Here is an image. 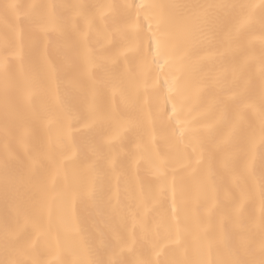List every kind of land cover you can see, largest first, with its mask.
<instances>
[{"label": "snow or ice", "instance_id": "6c2138e0", "mask_svg": "<svg viewBox=\"0 0 264 264\" xmlns=\"http://www.w3.org/2000/svg\"><path fill=\"white\" fill-rule=\"evenodd\" d=\"M20 5L5 3L3 5L6 27L0 36V71L7 82L9 73L17 62L23 65L21 56L22 44L15 23L9 24V17L19 19ZM55 5H28L20 25H31L34 17H39L41 31L56 28L62 35L77 34L82 43L86 44V33L81 28L80 21L90 23L91 15L86 5L66 6L72 12L62 20L57 17ZM100 9L99 15L108 19L105 11L117 9L112 15V26L115 34L122 41L114 42V47L123 50L112 58L113 73L108 77L112 84L113 97L117 91L124 97L125 93L136 92L137 118L120 117L109 106L103 88L105 80H93L92 89L84 97L87 107V119L95 121L99 117L113 129V134L107 136L100 144L93 147L92 155H87L80 161L82 179L75 185L58 188L59 165L50 159V169L45 174H38L31 186L32 207L36 220L34 229L37 235L44 232L43 217L50 219L58 217L63 222H80V227L73 226L74 239L78 247L74 250L71 261L58 260L57 264H264V56L261 57L260 77L261 88L258 102L252 98L248 82L244 79L248 60H235L231 67L233 89L228 101L214 98L207 106L198 103L206 89L222 86L228 78V72L202 75V53L215 52L218 46L227 41L235 45L241 52L240 42L247 25L252 19L257 5L252 3H126L123 5L92 6ZM259 11L264 17V0H261ZM129 35L131 39H128ZM120 57L125 62L134 63L137 60L136 71L125 73L120 70ZM28 77L36 78L42 73L55 75L57 69L48 60V50H37L29 55ZM250 59V58H249ZM85 72L90 75L92 60L85 56ZM172 69H175L173 71ZM161 77L163 81L161 82ZM91 78V76H90ZM144 85L145 93L150 84L157 94L156 104L148 117L152 121L170 129V135L163 137L165 143L172 140L185 144V156L177 169L168 156L154 149L148 160L150 168L161 184V195L167 197L168 177L172 176L173 215L170 218L156 219L152 206L155 195H146L143 189L134 191L127 181L114 187L111 176L117 168L127 174L130 165L125 159L113 152V141H119L124 148L128 136H121L125 130L131 131L133 126L143 124V108L139 104L140 85ZM194 101L197 103L194 106ZM169 106H171L169 108ZM200 111L199 116L193 113ZM258 114L259 124L245 122L246 112ZM67 118L74 117L73 110H67ZM201 125L206 132L201 130ZM155 140V136L152 137ZM261 168L260 198L261 222L259 241L250 236L247 240L233 242L227 230V223L235 222L239 212L236 204L221 217V228L215 238L207 235H192L187 228L181 230L177 222L173 232L172 221L176 220L177 196H183L186 179H191L198 189L211 188L216 190L224 186L227 178L243 173L250 178L255 177V162L257 148ZM191 151L188 152L187 149ZM8 149L6 146V153ZM47 155L46 153L44 154ZM28 161L38 170L40 156L28 154ZM134 162V161H133ZM203 171V175L200 173ZM186 174V175H185ZM9 177L7 160L5 161L4 196L7 204L9 198ZM126 196L130 203L127 211L133 216L140 228L141 239L129 237L120 228L113 226L112 219L119 217L121 223L120 200ZM83 206V207H82ZM83 211L84 215H81ZM212 208L209 209V212ZM93 223L97 226L99 242L95 237L86 238L84 225ZM163 229V234H162ZM49 246L61 248V241L52 236L48 230ZM134 243H139L141 255L134 261L126 259L127 254L135 251ZM175 245L181 252V257L172 260H161L160 257L169 245ZM35 252L33 243L14 233L11 241L7 235L5 240V259L0 264H47L39 259H20L21 256H31ZM258 257V258H257Z\"/></svg>", "mask_w": 264, "mask_h": 264}, {"label": "bare ground", "instance_id": "6f19581e", "mask_svg": "<svg viewBox=\"0 0 264 264\" xmlns=\"http://www.w3.org/2000/svg\"><path fill=\"white\" fill-rule=\"evenodd\" d=\"M155 4H181V3H252L257 9L247 25L245 34L240 42L241 52L236 51L235 45H229L227 41L221 43L215 52L202 53V75L215 74L221 71L228 72V78L222 86H213L206 89L199 104L207 106L214 98L228 101L233 89L231 67L235 60H248L245 68L244 79L252 93V98L258 102L261 88V57L264 56V17L261 16L259 5L261 0H135V3ZM15 3L20 5L19 19L28 10V5H55L54 11L61 20L67 17L72 10L66 6L86 5L91 19L89 24L80 21L81 28L86 33V44L82 43L79 35H62L56 28H49L45 33L41 31L39 17H34V22L29 25H20L19 19L9 17L8 23H15L21 41V56L23 65L17 62L9 73L7 82L0 71V260L5 259L6 235L11 241L14 233L33 243L35 252L31 256H21L20 259H39L47 264H57L58 260L71 261L73 252L78 247V241L74 239L73 226L79 228L80 222L75 225L61 221L58 217H43L44 232L37 235L34 229L36 220L35 210L32 207L31 186L38 174L49 171L50 159L58 165V188L75 185L82 179L80 161L85 155L91 156L95 145L100 144L107 136L113 134V129L108 123L99 117L95 121L87 119V107L83 102L84 97L90 93L93 80H105L103 93L109 102V106L123 118H137L136 92L125 93L122 97L117 91L113 97L112 84L108 77L113 73L112 58L123 49L114 47V42L122 41L115 34L112 26V15L117 9L105 11L108 19L100 17V9L92 6L98 5H123L133 3V0H0V36L3 35L6 23L4 19L3 5ZM128 39H131L129 35ZM48 50V60L57 69L55 75L49 76L42 73L39 77L29 78V55H34L37 50ZM85 56L92 60L90 75L85 72ZM250 58V59H249ZM120 70L125 73L136 71L137 60L134 63L125 62L120 57ZM175 71V69H172ZM91 76V78H90ZM163 77H161V82ZM139 104L143 108V124L133 126L131 131L125 130L121 136H128L124 148L121 149L119 141H113V152L125 159L130 165L127 174L117 168L111 176V182L115 187L128 182L134 191L143 189L146 195H155L156 201L152 205L155 211L152 213L156 219L170 218L173 213L172 176L168 177L167 197L161 195V184L157 176L148 164L154 149L173 161L177 169L185 156V144L175 140L165 143L163 137L170 135V129L163 127L159 121H152L148 114L153 111L157 94L150 84L145 93L144 85H140ZM197 101H194V106ZM171 106H169L170 108ZM71 108L74 113L72 119L67 118V110ZM202 109L194 112L199 116ZM246 123L259 124L258 114L248 111L245 115ZM201 130L206 132L203 125ZM155 136V140H153ZM7 146V153H6ZM191 151L190 148L187 149ZM47 154L46 156L44 154ZM28 154L40 156L38 170L33 168L27 159ZM7 160V172L9 177V198L7 204L4 196L5 161ZM134 161V162H133ZM186 175V174H185ZM203 175V171L200 173ZM261 168L259 160V147L255 162V177L250 178L246 174H239L235 184L232 178H227L224 186L216 190L211 188L198 189L193 180L186 179L183 187V196H177L178 203L175 213L176 220L172 221L173 232L177 222L181 230L187 228L192 234L207 235L215 238L221 228V217L226 211H230L236 204L239 212L235 222L227 223V230L233 242L247 240L250 236L259 241L261 222V198H260ZM130 200L122 196L120 200L121 215L112 219L113 226L120 228L129 237L135 236L141 239L140 228L133 216L127 211ZM83 207V206H82ZM212 211L209 212V209ZM81 215H84L81 211ZM86 238L95 237L99 242L97 226L91 222L84 225ZM50 230L53 237L60 239L61 248L54 249L49 246L45 233ZM163 234V229H162ZM135 251L126 255V259L134 261L141 255L139 243H134ZM181 257V252L175 245L169 244L162 253L161 260H172ZM258 258V257H257Z\"/></svg>", "mask_w": 264, "mask_h": 264}]
</instances>
